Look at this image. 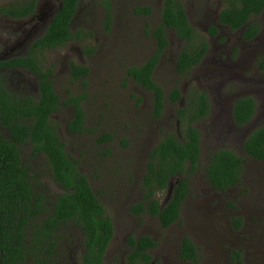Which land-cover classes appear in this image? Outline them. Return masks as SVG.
I'll list each match as a JSON object with an SVG mask.
<instances>
[{
  "label": "rangeland",
  "instance_id": "rangeland-1",
  "mask_svg": "<svg viewBox=\"0 0 264 264\" xmlns=\"http://www.w3.org/2000/svg\"><path fill=\"white\" fill-rule=\"evenodd\" d=\"M10 1L0 0V7L7 6ZM164 1L152 0L153 5L159 2L157 11L163 7ZM118 4L114 11L117 26L112 27L110 33H103L104 12L99 13L94 23L86 25V28L95 33L96 54L90 55L84 45V55L80 53V46L76 45L60 53L46 54L47 62L57 63L54 83L62 101H67L71 94H87V99L83 102L87 127L97 128L96 133L91 135H69L66 116L71 114L61 116L67 107L53 118L63 142L67 144V153L80 161L81 171L90 180L95 194H99L106 214L113 222L115 237L105 264L126 263L129 252L125 247L130 235L152 236L158 243L153 255L162 261L161 264H182L178 248L185 237H190L200 249L198 264H264V162L250 159L243 148L249 130L252 132L264 127V71L259 68L261 63L264 65V14L252 18L253 22L263 26L253 44L243 43L238 34L228 29L223 30L220 38L211 40L207 31L211 25L218 23V0H187L186 11L192 27L198 30L200 36H205L210 44L209 61L187 77L174 72V58L181 50L182 43L177 42L173 33H170L171 48L155 73V81L167 93L178 86L184 95L196 85L201 91H208L213 110L210 117L198 125L202 134L203 169L191 179V192L179 221L164 229L159 220L150 215L135 217L131 214L130 207L142 200V180L147 170L149 153L166 132L174 130L173 121L177 108L167 103L163 118L155 119L152 94L127 74L129 69L144 64L152 56L154 40L148 28L149 23L155 25L160 21L161 11H156L154 16L145 19L134 17L130 3L122 4L119 1ZM23 25L28 27V24ZM78 28H83L81 22ZM12 38L10 33H0V41ZM100 46L101 51L98 49ZM235 55L237 60H244L237 65L243 70L240 74L225 73L223 76L221 72L217 73L212 69L222 57ZM73 61L90 70L91 74L86 81L71 79L67 64ZM234 70H237L236 67ZM36 82L30 77L25 83L13 84L11 89L18 95L35 97ZM233 95L254 97L256 102L255 116L244 129L229 126L228 123L229 113H225L224 105ZM93 122H98L100 126H93ZM106 133L112 134L115 141L97 145L98 140ZM125 140L129 142L128 146L123 145ZM226 148L244 159L245 172L239 187L220 196L208 186L204 164L210 152ZM23 156L25 164L31 163L34 171L43 168L41 164L45 160L44 156L41 161L37 160L40 164L29 160L30 147L23 149ZM41 176L46 182L43 190L49 199L60 197L61 188L52 182L51 176ZM167 196V193H160L157 198L166 204ZM235 218L242 219L244 226H247L244 233L237 234L239 237L231 230L230 223ZM62 236L59 251L63 257H68L61 261L62 264H81L85 253L82 230L78 227L68 228ZM66 246L68 250H64Z\"/></svg>",
  "mask_w": 264,
  "mask_h": 264
},
{
  "label": "trees",
  "instance_id": "trees-1",
  "mask_svg": "<svg viewBox=\"0 0 264 264\" xmlns=\"http://www.w3.org/2000/svg\"><path fill=\"white\" fill-rule=\"evenodd\" d=\"M63 1L62 9L56 13L47 34L35 43L29 56L0 64V68H27L39 76L41 91V98L36 101L6 90L0 81V264H56L62 233L75 227L84 234L85 253L81 264H105L115 237L113 222L95 195L90 180L81 171L80 161L66 152L58 126L50 119L52 112L58 110L60 98L49 79L51 70L41 68L38 55L44 48L53 49L72 40L69 24L78 0ZM225 1L228 6L220 12L219 23L232 31L246 27L244 38H255L261 27L251 20L264 13V0ZM34 7L33 4L24 10H10L5 15L24 17L31 14ZM144 13L148 15L150 9ZM161 20L152 31L156 41L155 53L144 64L129 69L127 74L152 94L155 119L163 118L167 103L176 106L174 130L166 132L150 151L142 180L143 199L132 205L130 212L138 218L150 215L158 219L164 229H168L179 221L191 192V179L203 169L202 134L198 125L209 118L211 105L208 91H201L196 85L186 95L178 86L167 93L155 81V73L162 56L171 46L168 30H172L176 41L182 43L174 60V72L181 77L190 76L205 59L209 42L189 22L185 0H165ZM208 33L216 37L219 29L211 25ZM88 53L92 54L93 50L88 48ZM72 74L76 80L84 79L89 76V69L72 63ZM86 99L87 94H84L70 96L64 102L74 106L73 119L68 124V130L74 135L96 133L97 128L86 127L87 114L82 107ZM255 113V100L252 97L240 98L234 103L229 126L234 124L238 129H244L252 122ZM93 125L100 126L98 122H93ZM114 141L115 137L106 133L97 145ZM28 145L33 147L30 160L41 153L47 156L50 179L61 188V196L51 212L47 208L49 197L43 190V176L32 169L31 163L28 166L22 159V151ZM123 145L128 146L129 142L125 140ZM243 145L250 159L264 162V127L254 130ZM204 165L205 180L215 192L226 193L242 184L244 159L235 151L226 148L210 152ZM171 183H174V188L169 196ZM160 193H167L166 204L157 198ZM234 223L237 230L242 228V219L235 218ZM129 246L131 252L126 264L153 263L150 251L157 247V242L151 236L137 240L131 235ZM199 252L190 237L182 240L180 254L184 261L197 263ZM156 264L160 261L157 260Z\"/></svg>",
  "mask_w": 264,
  "mask_h": 264
},
{
  "label": "flooded vegetation",
  "instance_id": "flooded-vegetation-1",
  "mask_svg": "<svg viewBox=\"0 0 264 264\" xmlns=\"http://www.w3.org/2000/svg\"><path fill=\"white\" fill-rule=\"evenodd\" d=\"M119 1L122 4L130 3L132 5L131 11H132L134 17H143L145 19L150 18V17H152V16H154L156 14V11H157V8H158V4H159V2H158V3H155L153 5L152 0H78L76 6L74 8V13H73V16L71 18L70 24H69V30H70V35L72 36V40L68 41L63 46H58V47L53 48V49L44 48V50L42 49L41 51H39V55H38L39 56L38 58L40 60L39 64H40L41 68L44 71H47V69L51 70V76L49 77V79L52 80L54 91L58 95V97L60 98V103H59V106H58V110H55L54 112H52V114L50 115V119L53 121L54 116H56V114L62 113L63 112V108L67 107V109L64 111V113H66V114L64 115V113H63L61 116H66V115H70L71 114V116H69V117L66 116V120L68 121V123H67V133L69 135H73L75 137H79L78 135H74L73 133H71L68 130V128H69L68 124L73 119L74 106L65 105L64 101H62L61 94L58 93L57 88H56L55 83H54V76H55L56 71H57V63H55V62H47L46 54L55 53V52H59L60 53L61 51L65 50V49H67V48H69V47H71L73 45H76L78 47L80 46L79 48H80L81 55L82 54L84 55V53H83L84 50H83V46L82 45H84V48H91L93 50L92 54H96L97 53L96 52L97 47H96V44H94V42H95V40H94L95 39V33H94V31H91L88 28H86V25L94 23L96 17L99 15V13L100 12H104L105 13V18H104L105 19V23H104V26H103V29H104L103 33L104 34L105 33L106 34L110 33L111 30H112V27L116 28V26H117V22L114 21V11H115V8L117 9V7L119 6V4L117 5V3ZM186 1L187 0H185V2ZM63 2H64L63 0H19V1H15V2H13L11 0L7 6L0 7V33H3L4 35H7V33H10L13 36L12 39H7V40H4V41H0V64L1 63H7V62H9V61H11L13 59H16V58H26L27 56H29V54L31 53L35 43L38 42L39 40H41L42 38H44L45 35L47 34V31H48L49 27L52 25L53 19H54L56 13L62 9ZM164 3H165V1H164ZM164 3H163V6H164ZM33 4L35 5L34 11L31 14L27 15V16H24V17H12V16L5 15L8 12H10V10L11 11H18V10H20L22 8L24 10V9H26L27 6H30V5H33ZM218 5L220 7L219 14H220V12L222 10H224L228 6L227 2L225 0H218ZM147 9H150V13L148 15H145L144 12ZM162 9H163V7L158 9L157 13H159V11H162ZM219 14L217 16V22L218 23L215 25L219 29V34L216 37H212V36L209 35L211 40L220 38L223 35V30H227L228 29V31H230L232 33H235V34H238L240 36V39H241V41L243 43L245 42V43H248V44L249 43L253 44L254 41L257 39V37L260 35V33L262 31V27L263 26L260 24V27H261L260 33L255 38H253L251 40H247V39L244 38V34H243V32H244L246 27H244V28H242V29H240L238 31H232L228 26H222L219 23ZM187 16L189 18L188 12H187ZM254 17H257V16H254ZM161 21L162 20L160 18V21L154 23L155 25H153L152 23H149L150 26H149L148 30H150V36L154 40V47H153L154 51H153V54L156 51V41L153 38L152 31H153V29L155 27H157L161 23ZM79 22H81L83 28H78ZM189 22H190V20H189ZM251 22H253V21L251 20ZM23 24H28V27H25ZM151 26H153L152 29L150 28ZM170 33H173L172 35L174 37H175V34H174V32L172 30H168V38H169L170 41H172V39L170 37ZM207 33H208V31H207ZM214 47L215 46H212V48H214ZM170 48H171V46H170ZM98 49H99V51H101L102 50L101 46ZM209 52H210V44H209V51H208L205 59L201 62V64L198 67H203L204 64H206V61H209V58H208L209 57V55H208ZM71 53H72V51H71ZM92 54H90V55H92ZM153 54H152V56H153ZM166 54H164L162 56V60L160 61V65L158 66V68L162 65ZM85 56H87V54ZM77 57H78V55H77ZM82 58H84V57L82 56ZM175 59L176 58H174V60ZM210 61L213 62L212 60H210ZM243 61L244 60H241V59L237 60V56L236 55L232 56V57L231 56H227L226 58L222 57L220 59V62L216 63L215 64L216 66H214L212 69L215 70L217 73L221 72L223 76H225V73L240 74L241 72H243V70L239 69L237 67V65H238V63H240V64L243 63ZM72 63H74L75 65H78V66L79 65L80 66H84V65L79 64V63L74 62V61L73 62H68L67 66H68V69H69L70 77H71L72 80L75 81L76 79L74 78V76L72 74ZM234 67H236L237 70H234ZM158 68H157V70H158ZM207 68L210 71V68L206 67V69ZM259 68H261L264 71V65H262V63H261V66ZM90 74L91 73H90V70H89V75ZM0 75L4 76V77H1V79H0L1 83L3 85H5V89L6 90L11 91V92H14L11 89L13 84H15V85L17 83L21 84V82L25 83V82L28 81V78H30V77H32L33 80L36 82V78H37L38 82H36V86H35V88L37 89V93H36L37 95L35 97L28 96V94H26L27 96L26 95H20V96L31 97V98H34V100H36V101L41 98V91H40V87H39V82H40L39 76H37L36 74L31 72L27 68L1 67L0 68ZM23 76H25V77H23ZM201 76H203V75H201ZM88 77H86L84 79H78V80L86 81V79ZM208 77H210V76H208ZM70 96L78 97V96H75V95H72V94ZM70 96H69V98H70ZM208 97H209V95H208ZM245 97L246 96L239 97L238 95H233L231 98L226 100L224 107H225V113H227V114L229 113L228 123H230V121H232L231 116H232V112H233V107H234L235 101L240 99V98H245ZM69 98L67 100H69ZM252 98L254 99V97H252ZM210 105H211V111H210V115H211L212 110H213V106H212L211 100H210ZM82 107L84 109L83 103H82ZM63 119H65V118H63ZM87 125L88 124L86 123V127H87ZM93 126H95V125H93ZM233 126L236 127L234 124H233ZM58 132H59V130H58ZM252 132H251V129H250L249 132L246 135L245 140L247 139V137ZM59 135H60V137L62 139V136H61L60 132H59ZM65 145H67V144L65 143ZM28 147H30V159H31L32 158V152H33V147H32V145H28ZM66 152H67V150H66ZM22 154H23V151H22ZM43 156L45 157V160L43 161V164H41V166L43 168H40L37 171H38V173H40V175L43 174V175H46L48 177V175H50L49 171H48L50 166H49V163H48L47 156L45 154L41 153L40 155H38V156H36L34 158V161H35V163L38 162V161H41V157H43ZM22 159H24V156H22ZM38 163L40 164V162H38ZM22 165H23V163H22ZM115 172L117 173L119 171H115ZM44 184H46V182H44ZM171 185H172V183H171ZM171 185H170V187H171ZM173 185H174V183H173ZM173 188H174V186H173ZM211 190L215 194H219L221 196L223 194H227L229 192H232L234 189L230 190V191H228L226 193H218V192H215L213 189H211ZM169 191H170V188H169ZM95 195L99 198V196H98L99 194H95ZM169 196H170V193H169ZM58 198L59 197H57V198H54V197L51 198L50 197V199L48 198V201H49L50 204L47 205V208H48L49 211H50V209L53 208V205L55 204V202H57ZM141 199H143V192H142ZM230 224H231V230L236 235L244 233L245 228L247 227V226H244V223H243L242 228L240 230H237L236 227H235L234 221H233V223H230ZM142 237H135L134 236V238L137 239V240H139ZM237 237H239V236L237 235ZM151 238L155 242H157L152 236H151ZM130 239H131V235L127 238L126 247H125L126 250L129 253L131 252V247L129 246ZM157 246H158V243H157ZM156 248L150 251L153 257H154L153 252H154V250H156ZM180 248H181V244H180V246L178 248V255H179V260L182 262V264H198L199 263V261L197 263H193L191 261H188V262L184 261L181 258ZM64 250H68V247L67 246L64 247ZM127 251H126V253H127ZM199 251H200V249H199ZM64 252H66V251H64ZM220 252H222V251H220ZM129 253H128V255H129ZM127 256H126V260H127ZM240 256L241 255H239V257ZM107 258H108V255L106 256L105 260H107ZM200 258H201V255H200V252H199V260H200ZM64 259H68V257L67 256L63 257L62 254L59 253L58 262L56 264H62L63 262H61V261H64ZM157 260H159V259L158 258L156 259L154 257V261H153L152 264H156ZM161 262L162 261H160V264H161Z\"/></svg>",
  "mask_w": 264,
  "mask_h": 264
},
{
  "label": "water",
  "instance_id": "water-1",
  "mask_svg": "<svg viewBox=\"0 0 264 264\" xmlns=\"http://www.w3.org/2000/svg\"><path fill=\"white\" fill-rule=\"evenodd\" d=\"M172 190H173V184H172L171 187H170V191H169L170 194H171ZM166 203H167V202H166Z\"/></svg>",
  "mask_w": 264,
  "mask_h": 264
}]
</instances>
